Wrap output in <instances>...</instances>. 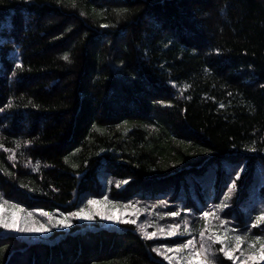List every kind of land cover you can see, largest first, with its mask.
Here are the masks:
<instances>
[{"label": "trees", "instance_id": "1", "mask_svg": "<svg viewBox=\"0 0 264 264\" xmlns=\"http://www.w3.org/2000/svg\"><path fill=\"white\" fill-rule=\"evenodd\" d=\"M0 194L45 212L105 195L188 215L221 195L223 218L255 220L264 0H0ZM179 238L101 221L0 229V264H170L153 249Z\"/></svg>", "mask_w": 264, "mask_h": 264}, {"label": "rangeland", "instance_id": "2", "mask_svg": "<svg viewBox=\"0 0 264 264\" xmlns=\"http://www.w3.org/2000/svg\"><path fill=\"white\" fill-rule=\"evenodd\" d=\"M219 196L221 197V195ZM104 197L107 196L105 195L100 197L85 196L82 198V203L80 204L78 209L73 212L78 211L80 208H85L87 211H91L93 213H95L96 211H103L107 214L122 215L126 219L135 220L136 221L135 225L138 227L139 230H140V225H144L143 231L140 230L143 234L145 232L147 233L155 232L156 233L155 238H161V239L166 237H173L167 235V233L172 230L170 226L179 225V227L175 229L177 235H174L180 237L178 240L179 242L178 245H172L170 243L166 244L162 242H158L156 244V248H159L161 253H163V255H160L161 257L163 258L165 256L171 257V261L164 258L170 264H188L189 260H191L193 264H196L197 259L205 260L206 258L204 255H200L199 257H196L195 253L200 251L201 242H204L206 245L212 244V241L209 240L210 236L213 237V239L215 238V236H220L223 241V244L215 243L212 245L213 252L215 253L222 246H225L228 250L231 251V254L234 258H238L235 259V264H240V262L243 260H247V264H264V261L261 260H257L256 262H253L252 260H248V257L251 256L253 253H255L258 257L261 243H264V232H262L259 229V227L257 229L252 228V224L254 223L255 220H250L247 218L246 222H241L238 225H235L230 222L229 218L228 219L223 218L222 209L219 210L218 212L216 210V206L221 204L219 200L220 197L217 198L216 200L214 199L210 203L207 202L206 209L202 211V213L204 212L210 213V215L207 218L203 217V215L200 213L188 215L183 212H179L180 213L179 216L172 217L168 215L170 210L165 211V210L153 209L154 204L148 206L147 203L140 204L139 202L136 201L118 202L115 200H111L107 197L108 201H112V203H108L107 201L104 200ZM89 199L102 201V203L94 206H88L87 201ZM4 200L9 202L7 205H5L6 210L3 213L5 217L11 218L13 214L16 213V215L22 217L23 222L29 226L33 225L34 223L36 226H39L40 223H43L47 228H49V231L42 233H21L26 237L29 238L46 237L54 229L67 228V227H53L52 225L55 224L57 220L63 219L64 215L68 213L47 212L49 213V216L47 217L41 216L39 214V211L29 210L27 208H24L18 203L7 199L0 194V203H2ZM224 203L227 204V201ZM12 205H18L23 209H25V211L16 212V210L12 208ZM125 205H130V207L125 208ZM156 210L160 211L161 214L157 215ZM29 211L33 212L32 217L27 216V212ZM236 213H240V212H236ZM73 220H77L79 222H85V223H90L92 221H101L106 223L118 222L115 220L113 221L101 220L99 216H95L94 219L91 221L70 218L69 224H71ZM202 221L205 222V225L203 226H201L200 224ZM161 229L163 231H161ZM185 229H187V231H185ZM257 231H259L260 233H258ZM200 232H204L203 237L200 236ZM180 233L183 234L181 235ZM237 235H240L243 238V242L241 243L239 250L235 249L236 246L235 236ZM257 237H261V241L257 242L256 240ZM190 239L194 241L193 248L184 249L183 251L180 252L166 251L167 248H172L175 250L178 246L182 245L183 243H186ZM250 244H254L255 247L254 248L249 247ZM241 252H243V255H241ZM231 261L233 262V259H231Z\"/></svg>", "mask_w": 264, "mask_h": 264}, {"label": "snow or ice", "instance_id": "3", "mask_svg": "<svg viewBox=\"0 0 264 264\" xmlns=\"http://www.w3.org/2000/svg\"><path fill=\"white\" fill-rule=\"evenodd\" d=\"M63 59L68 60V56L67 54H65V56L63 57ZM17 67H20V65L18 64ZM249 150L254 151V148H250ZM10 159H12L13 157H9ZM33 170H36L35 168ZM243 170V168H241V171ZM240 177V172L236 173V179H239ZM123 183H127V181H119L117 182V186L119 187L121 184ZM236 188V183L235 180L232 182V184L229 186V191L228 193L225 194V200H227L230 196V194L235 190ZM104 200L107 201L108 203H112V201H108L107 197H104ZM9 202L4 200L2 203H0V229H4L6 231H15V232H19V233H42V232H47L49 231V228H47L43 223H40L39 226H36L35 223L31 226L27 225L26 223L23 222V218L19 217L18 215H16V213L13 214V216L11 218H7L3 215V213L5 212V205H7ZM102 203V201H97V200H92L89 199L87 201V205L88 206H94V205H98ZM130 207V205H125V208ZM225 207H228V205L224 202H221L220 205L216 206V210L217 212ZM12 208L16 210V212H24L25 209H23L22 207L18 206V205H12ZM39 211V214L41 216H49V213L44 212L43 210H37ZM134 214V213H132ZM169 216L175 217V216H179L180 213L179 212H171L168 213ZM203 217L207 218L210 213L209 212H204ZM27 216L28 217H32L33 216V212L29 211L27 212ZM95 216H99V218L101 220H109V221H118L120 223H132L135 224L136 221L132 220V219H126L124 218V216L122 215H113V214H107L103 211H96L95 213L91 212V211H87L85 208H80L78 211L76 212H72V213H68L66 215H64L63 219H59L56 221L55 224H53V227H69V219L70 218H75V219H81V220H87V221H91L94 219ZM187 223V222H185ZM223 223V222H221ZM261 223H264V210H262V214L258 215L255 218V222L252 224V227H257L259 226ZM171 227V231H169L167 233L168 236H174L177 235V232L175 231L176 228L179 227V225H172ZM144 229V225H140V230L143 231ZM161 231H163L161 229ZM185 231H187V229H185ZM181 235L183 233H180ZM200 236L203 237L204 236V232H200ZM156 237V233H144V238L145 239H153ZM209 240L212 241V244L206 245L204 242L200 243V251L195 253L196 257H199L200 255H204L205 256V260H196V264H214L215 261V254L213 252L212 249V245L215 243H221L223 244L222 238L220 236H215V238L213 239V237H209ZM257 242L261 241V237H257L256 238ZM235 241H236V246L235 249L239 250L240 249V245L243 242V238L240 235L235 236ZM194 247V241L193 240H188L186 243H183L182 245L178 246L175 250L172 248H167L166 251L167 252H180L183 251L184 249H191ZM249 247H255L254 244H250ZM153 251L157 252L158 255H163V253H161L159 248H154ZM219 252H222L224 254V256L228 259H233V262L235 264V259L238 258H234L231 254V251L228 250L225 246H222L219 249ZM241 255H243V252H241ZM165 259H168L169 261H171V257H164ZM248 260H252L253 262H256L257 260H261L264 261V243H261V247L259 250V255L257 257V255L255 253H253L251 256L248 257ZM188 264H193V262L191 260H189ZM240 264H247V260H243L240 262Z\"/></svg>", "mask_w": 264, "mask_h": 264}]
</instances>
